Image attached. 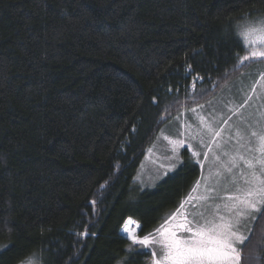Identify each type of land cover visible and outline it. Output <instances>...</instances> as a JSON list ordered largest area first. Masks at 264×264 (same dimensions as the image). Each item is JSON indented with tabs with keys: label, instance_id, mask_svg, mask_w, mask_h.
I'll return each mask as SVG.
<instances>
[{
	"label": "trees",
	"instance_id": "trees-1",
	"mask_svg": "<svg viewBox=\"0 0 264 264\" xmlns=\"http://www.w3.org/2000/svg\"><path fill=\"white\" fill-rule=\"evenodd\" d=\"M258 19L264 0H0V264H154L122 228L154 238L201 169L185 149L146 186V153L255 66ZM241 253L264 264V214Z\"/></svg>",
	"mask_w": 264,
	"mask_h": 264
},
{
	"label": "rangeland",
	"instance_id": "rangeland-1",
	"mask_svg": "<svg viewBox=\"0 0 264 264\" xmlns=\"http://www.w3.org/2000/svg\"><path fill=\"white\" fill-rule=\"evenodd\" d=\"M259 21L264 19L252 21L244 27ZM253 39L250 37L245 40L249 46V53L246 55L249 59L243 58V61L255 66L245 71L246 73L232 77L229 86L212 100L195 103L174 114L159 131L139 170L138 178L143 184L147 186L158 183L167 173L176 170L182 162V153L188 149V155L200 166L201 177L184 202L182 211L185 213L198 210L209 219L217 213L221 216L227 215L223 205L228 203L227 197L238 194L237 188L245 186L248 170L247 165L240 162L239 166L229 173L224 164L229 160V156L237 153L245 158L258 155L255 151L256 138L251 134H264V57H253L252 52L264 51V44L250 42ZM227 82L225 84H228ZM217 131L220 132L219 136L214 135ZM197 153L199 155H196ZM258 215L259 213H252L242 218L235 230L248 239ZM133 221L137 225L133 231L138 234L141 226L137 221ZM126 223L122 232L129 237L125 230ZM157 236L158 234L152 238ZM242 245H237L240 251L239 264ZM150 247L158 253L159 258L160 247ZM37 263L25 261L23 264Z\"/></svg>",
	"mask_w": 264,
	"mask_h": 264
},
{
	"label": "snow or ice",
	"instance_id": "snow-or-ice-1",
	"mask_svg": "<svg viewBox=\"0 0 264 264\" xmlns=\"http://www.w3.org/2000/svg\"><path fill=\"white\" fill-rule=\"evenodd\" d=\"M240 35L245 40L253 37L250 41L252 43L264 44V21L249 24ZM252 56L264 57V51H253ZM214 135L219 136L220 132L217 131ZM251 135L256 138L255 151L258 155L245 158L237 153L229 156V160L224 164L229 173L234 167H238L240 162L247 165L248 170L245 186L237 188L238 194L227 197L228 203L223 205L227 215L221 216L217 213L209 219L198 210L185 213L182 211V202L176 213L156 229L158 236L155 239L147 235L138 236L133 231L137 225L132 218L128 219L125 230L129 233L133 245L160 247L161 255L154 264H239L240 251L237 245H242L246 237L235 229L242 218L252 213L264 214V134L253 132ZM176 159L179 162V156ZM152 254L155 255L154 252Z\"/></svg>",
	"mask_w": 264,
	"mask_h": 264
}]
</instances>
